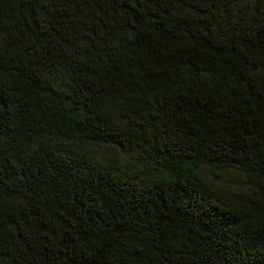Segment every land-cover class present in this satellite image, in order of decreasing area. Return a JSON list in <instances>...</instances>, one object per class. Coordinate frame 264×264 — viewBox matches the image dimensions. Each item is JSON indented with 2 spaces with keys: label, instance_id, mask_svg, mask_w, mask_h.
Segmentation results:
<instances>
[{
  "label": "trees",
  "instance_id": "1",
  "mask_svg": "<svg viewBox=\"0 0 264 264\" xmlns=\"http://www.w3.org/2000/svg\"><path fill=\"white\" fill-rule=\"evenodd\" d=\"M0 264H264V0H0Z\"/></svg>",
  "mask_w": 264,
  "mask_h": 264
}]
</instances>
